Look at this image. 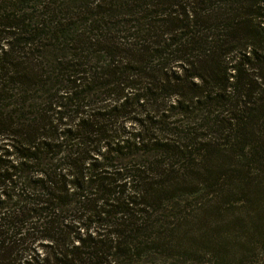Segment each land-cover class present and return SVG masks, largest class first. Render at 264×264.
Listing matches in <instances>:
<instances>
[{"label": "trees", "instance_id": "obj_1", "mask_svg": "<svg viewBox=\"0 0 264 264\" xmlns=\"http://www.w3.org/2000/svg\"><path fill=\"white\" fill-rule=\"evenodd\" d=\"M0 264H264V0H0Z\"/></svg>", "mask_w": 264, "mask_h": 264}]
</instances>
